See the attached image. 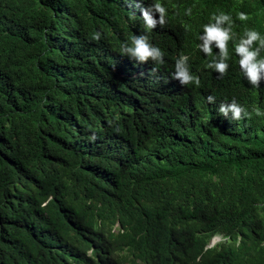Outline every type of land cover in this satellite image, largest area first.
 <instances>
[{
  "label": "trees",
  "instance_id": "obj_1",
  "mask_svg": "<svg viewBox=\"0 0 264 264\" xmlns=\"http://www.w3.org/2000/svg\"><path fill=\"white\" fill-rule=\"evenodd\" d=\"M144 1L164 27L119 0H0V264H264V88L235 51L264 0ZM221 13L223 77L199 47ZM141 34L167 83L122 57ZM181 53L199 87L170 82ZM233 98L248 118L219 113Z\"/></svg>",
  "mask_w": 264,
  "mask_h": 264
},
{
  "label": "clouds",
  "instance_id": "obj_2",
  "mask_svg": "<svg viewBox=\"0 0 264 264\" xmlns=\"http://www.w3.org/2000/svg\"><path fill=\"white\" fill-rule=\"evenodd\" d=\"M126 8L135 10L140 8L142 13L144 26L146 29L151 30L157 27V25L164 27L166 24V8L160 3L156 2L150 4L148 7H142L144 0H119ZM188 14H191V9L187 10ZM158 14V19L156 18ZM240 20L248 19L247 15L243 12L239 14ZM210 20L214 23L204 25V32L199 37L202 43L199 45L200 50L206 55L211 56L213 47L219 49V53L216 59L207 67L213 68L219 73L220 77H223L227 73L229 67L228 60V41L233 39L232 33V20L231 16L226 13L219 15L212 14ZM94 39L99 40L100 34L97 33ZM236 54L239 55L241 70L247 77L248 81L253 87L261 90L264 88V36L255 30H247L237 43H235ZM121 55L124 59L130 60V62L138 70V74L146 75L150 79L156 82H168V77L163 76L162 72L155 65L146 63L153 61L155 63H164V53L160 48L156 47L149 41L147 34L135 35L131 38V44H125L121 49ZM189 57L186 54L181 53L175 63V71L172 74L174 80L170 81L177 86L175 89L185 88L186 85L195 84L200 86V78L194 76L188 64ZM208 102L215 103L216 98L213 95L207 97ZM219 113L224 116L231 114V119L240 121L249 117L248 109L239 104L235 98L231 102H222L218 109ZM256 114L261 115L259 109H256ZM107 129V128H106ZM114 138L108 134L106 130V142L113 143ZM107 144V146H108ZM113 230V229H112ZM225 232H217L210 236L206 247H210L222 240L226 239ZM221 235V238H219Z\"/></svg>",
  "mask_w": 264,
  "mask_h": 264
},
{
  "label": "rangeland",
  "instance_id": "obj_3",
  "mask_svg": "<svg viewBox=\"0 0 264 264\" xmlns=\"http://www.w3.org/2000/svg\"><path fill=\"white\" fill-rule=\"evenodd\" d=\"M219 238H221V235H219Z\"/></svg>",
  "mask_w": 264,
  "mask_h": 264
}]
</instances>
